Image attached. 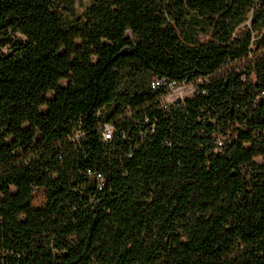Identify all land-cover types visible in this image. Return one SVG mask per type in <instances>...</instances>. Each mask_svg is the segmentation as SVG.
<instances>
[{
	"label": "trees",
	"instance_id": "16d2710c",
	"mask_svg": "<svg viewBox=\"0 0 264 264\" xmlns=\"http://www.w3.org/2000/svg\"><path fill=\"white\" fill-rule=\"evenodd\" d=\"M61 7L0 0V159L40 135L0 165V264H264V0H95L70 29ZM155 75L203 83L166 111Z\"/></svg>",
	"mask_w": 264,
	"mask_h": 264
},
{
	"label": "rangeland",
	"instance_id": "374dc122",
	"mask_svg": "<svg viewBox=\"0 0 264 264\" xmlns=\"http://www.w3.org/2000/svg\"><path fill=\"white\" fill-rule=\"evenodd\" d=\"M62 7L59 8L58 13L62 20L64 21L65 25L68 27L67 29H70L71 27H82L87 22L86 13L91 8L95 0H61ZM105 43V41L103 42ZM84 51V46L82 44V41L80 39H77L75 41L74 47L71 51L72 57H77L81 55ZM10 52V49L7 46L0 47V55L1 54H8ZM104 49L103 44L98 47L92 48V60L93 62H96L102 55H103ZM73 72L71 70H68L64 72L61 75L60 83L58 88L49 91L46 94H43L41 96V99L39 101L40 109L43 112L48 111V103L50 100H53L55 98H61L66 100V89L69 80L73 77ZM84 77V73L80 72L78 75H76L77 79H82ZM188 93L192 91V87H189ZM187 92V91H186ZM20 110L23 111V107H20ZM60 114L57 110L53 112L54 117H58ZM0 135L5 138V140L8 143L12 142V136L8 135L7 128L4 125L0 124ZM40 139V135L37 133L34 140L20 148L19 150H16L13 152L11 157H4L0 159V165L5 163L7 160L13 159L14 157L21 156L25 153H28L32 151L36 146ZM257 162H262V158L258 157L255 159ZM0 183L6 184V179L0 178ZM39 195L35 199V203L39 204L43 200V194L38 193ZM16 195V189L13 186H9V200L14 201ZM1 197V194H0Z\"/></svg>",
	"mask_w": 264,
	"mask_h": 264
},
{
	"label": "built area",
	"instance_id": "2783aa9c",
	"mask_svg": "<svg viewBox=\"0 0 264 264\" xmlns=\"http://www.w3.org/2000/svg\"><path fill=\"white\" fill-rule=\"evenodd\" d=\"M252 58V56H251ZM203 83L202 79H199L194 82H178L175 80H170L166 77L155 75L151 79L150 87L151 90L158 96L159 95V104L163 110L169 111L172 108H176L179 105H182L186 98L193 97L197 91L199 85ZM189 87H192V91L188 93ZM187 91V92H186ZM103 116L102 111L97 112V117L101 118ZM126 117H132L133 112L130 108L126 111ZM124 118V117H123ZM137 122V121H135ZM139 124V122L135 123ZM100 136L104 142L112 140L117 134V128L113 122L108 121L107 117L101 118V124L99 126ZM155 131V125H152L148 131H141L140 138H145L147 134L153 133ZM86 133L83 131V127L79 126L68 134L70 142L75 144H80L81 141L85 138ZM122 136H126V133L123 132ZM219 144L222 145V140L219 139ZM169 144V142H167ZM133 152L129 150L128 156L132 157ZM87 174L90 177H93L96 180L97 187L99 190H102L106 184V177L100 171H95L92 168L87 169ZM38 193L43 192L40 189H37L35 192V199L39 195ZM44 198V194H43Z\"/></svg>",
	"mask_w": 264,
	"mask_h": 264
}]
</instances>
